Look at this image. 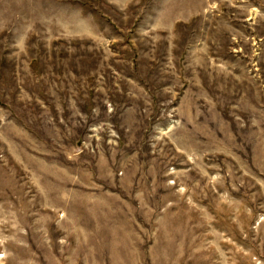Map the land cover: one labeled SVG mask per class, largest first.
<instances>
[{
    "label": "rangeland",
    "instance_id": "1",
    "mask_svg": "<svg viewBox=\"0 0 264 264\" xmlns=\"http://www.w3.org/2000/svg\"><path fill=\"white\" fill-rule=\"evenodd\" d=\"M0 264H264V0H0Z\"/></svg>",
    "mask_w": 264,
    "mask_h": 264
}]
</instances>
